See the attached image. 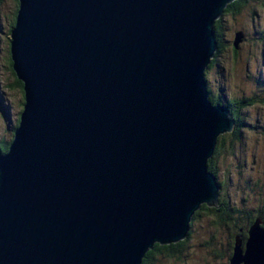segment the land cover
Listing matches in <instances>:
<instances>
[{"label":"water","instance_id":"1","mask_svg":"<svg viewBox=\"0 0 264 264\" xmlns=\"http://www.w3.org/2000/svg\"><path fill=\"white\" fill-rule=\"evenodd\" d=\"M233 1L17 0L24 99L0 153V264H142L217 207L207 164L235 120L206 73ZM261 223L227 264H264Z\"/></svg>","mask_w":264,"mask_h":264},{"label":"rangeland","instance_id":"2","mask_svg":"<svg viewBox=\"0 0 264 264\" xmlns=\"http://www.w3.org/2000/svg\"><path fill=\"white\" fill-rule=\"evenodd\" d=\"M16 8L15 0L0 2V140L6 141L12 137L24 99L23 91L12 87L14 76L5 63L10 39L8 23ZM220 27L223 51L206 78L215 96L233 100L232 109L240 114L243 125L241 140L232 145L230 152L214 158L217 177L213 175L224 184L221 195L227 203L254 211L264 206V38H256L257 34H264V0L250 3L236 18L222 17ZM239 32L243 33V40L233 61L232 42ZM191 230L180 255H157L155 264H227L228 256H224L223 250L227 248L229 234L215 226L213 216L200 214L193 220ZM211 233L213 246L223 254L216 261L210 248L205 247L211 243Z\"/></svg>","mask_w":264,"mask_h":264},{"label":"trees","instance_id":"3","mask_svg":"<svg viewBox=\"0 0 264 264\" xmlns=\"http://www.w3.org/2000/svg\"><path fill=\"white\" fill-rule=\"evenodd\" d=\"M1 1L2 0H0V2ZM15 1H16V7L18 8V2L17 0ZM254 2H257V0H234L233 2H231L230 4L226 6L222 17L230 15L236 18L242 13L243 9L249 6L250 3H254ZM17 8L15 10V13L13 14V17L8 23L10 29L15 24V16H16ZM220 20L215 22L214 31H215V35H216V39L218 43V49L215 53L214 59L211 61V64L209 65V70L215 66V64L217 63L218 55L220 54V52L223 51L222 48L224 44L222 43V40H221L222 31L220 27ZM256 38L258 39L264 38V34H257ZM232 52L234 54L232 59L233 61H235L238 51L232 50ZM9 55L10 53H9V41H8L7 48H6L5 63L10 73L12 74V76H14L12 87L18 89L21 92L22 83L15 78V75L11 68L12 63H11V59ZM207 85L209 89V99L211 103L213 104L219 103V104L224 105L229 110V112L232 114V117L235 120V125L232 131L229 133L220 135L217 138L213 156L208 161V164H207L208 170L217 177L216 170L214 169L215 168L214 158L216 159L221 153L230 152L232 145L241 140L242 133L240 129L243 124H242V119H241L240 114L238 112L233 111L232 109L233 100H230V99L224 100V98H219L215 96L210 91V86L208 84V81H207ZM256 96L258 97V95ZM18 122L19 120H17L16 125L18 124ZM9 142L10 140L9 141H6L4 139L0 140V153H5L7 151ZM219 184L221 185V191H222V189H224V184L222 182H219ZM202 213L213 216L214 221H215V226L220 227L221 229H224L226 234H229L230 240H228L227 248L223 250L224 256H228V259L231 255L234 237L236 235H240L242 236L243 239H245L246 230L256 218H259L261 220L262 222L261 227L264 229V206L255 208L254 211L253 210L245 211V208L244 210L237 209L236 207H233L232 205L227 203V199H225V197H223L221 193H220L216 208L207 207L205 205H202L201 208L197 212H195V214L193 215V220H195ZM190 225H192V223ZM191 233H192V230H189L188 237L184 241H181L177 244H172V245H167V246H160L158 244L154 245L153 249L146 253V256L144 257L142 264H155L157 255L162 256V257L166 256L169 258H173L177 255H180L183 252V250H185L186 244L188 243L190 239ZM210 237H211V240H210L211 243L210 244L206 243L205 247L210 248V255L212 256L214 261H216V259L221 258L223 254L222 252H219V250L215 249V246H213L212 233L210 234Z\"/></svg>","mask_w":264,"mask_h":264},{"label":"bare ground","instance_id":"4","mask_svg":"<svg viewBox=\"0 0 264 264\" xmlns=\"http://www.w3.org/2000/svg\"><path fill=\"white\" fill-rule=\"evenodd\" d=\"M1 80V79H0Z\"/></svg>","mask_w":264,"mask_h":264},{"label":"clouds","instance_id":"5","mask_svg":"<svg viewBox=\"0 0 264 264\" xmlns=\"http://www.w3.org/2000/svg\"><path fill=\"white\" fill-rule=\"evenodd\" d=\"M151 251V250H150Z\"/></svg>","mask_w":264,"mask_h":264}]
</instances>
